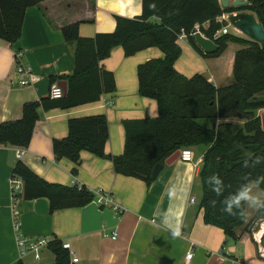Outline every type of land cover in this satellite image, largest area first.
I'll list each match as a JSON object with an SVG mask.
<instances>
[{"label": "crops", "instance_id": "obj_1", "mask_svg": "<svg viewBox=\"0 0 264 264\" xmlns=\"http://www.w3.org/2000/svg\"><path fill=\"white\" fill-rule=\"evenodd\" d=\"M142 13L143 0H46L29 7L19 41L14 45L2 41L0 44V124L21 118L26 103L49 97L54 83L65 81L68 90L67 78L75 72L76 44L65 40L64 26L82 21L79 35L91 39L100 33L113 32L117 17L135 18ZM151 21L159 23L160 19L153 17ZM233 28L237 33L234 36L249 38ZM195 42L203 52L189 37L178 40L182 54L175 62L176 69L187 77L202 74L217 88L234 83L235 55L245 46L243 42L230 40L227 43L229 54L219 58L207 53L196 38ZM19 51L22 53L20 62L29 65L38 77L25 87L15 83V53ZM161 57L164 53L156 47L131 56L122 46L114 47L110 56L102 61L103 68L114 74V92L104 93L95 102L68 109L40 106L33 138L21 158L17 157L15 146L0 144V264H17L19 261L23 264H55L51 244L58 240L70 243L72 257L78 258L77 262H72L71 258V264H183L191 247L194 257L190 264H245L246 261L228 247L227 243L232 239L224 230L204 221L201 199L196 194L203 195L200 170L208 148L206 144L190 147L195 152V161L201 160L199 167H195V162L179 158L165 165L151 182L119 174L112 160L89 151L81 153L78 173L74 175V162L66 157L56 158L54 154L53 141L68 136L72 117L104 113L110 132L106 152L121 155L126 140L124 122L155 119L158 115L157 101L140 94L138 67ZM224 65L229 69L227 78L221 76L220 68ZM51 76L64 78L52 81ZM204 121L207 120L201 124L205 125ZM20 160L49 183L86 186L94 193V200L81 207L51 212L49 198L25 199V186L23 193L13 199L9 179ZM172 187L176 189L175 197L168 195V189ZM252 188L260 189L255 183ZM99 189L109 193L112 204L106 206L97 202L95 191ZM257 196L264 201V192ZM192 197H195L194 203L190 202ZM114 205L119 208L115 209ZM259 209L257 207L256 213ZM248 223L246 219L244 227ZM176 224L181 225V235L174 238L171 228ZM114 232L118 233L117 239L112 238ZM244 232L240 230L236 240L242 238ZM17 236L32 242L47 239L49 245L40 250L39 259L32 252L21 256ZM252 246L249 249L254 254L256 247ZM258 260L259 264H264L263 258ZM255 264L258 263L255 261Z\"/></svg>", "mask_w": 264, "mask_h": 264}, {"label": "trees", "instance_id": "obj_2", "mask_svg": "<svg viewBox=\"0 0 264 264\" xmlns=\"http://www.w3.org/2000/svg\"><path fill=\"white\" fill-rule=\"evenodd\" d=\"M46 0H0V41L16 44L22 36L23 22L29 7ZM239 7L222 8L219 0H143V13L135 18L117 17L116 29L111 33H100L94 38L84 39L79 35L82 21L63 27V35L69 43L76 44V66L73 76L68 77V90L61 99L51 96L28 102L19 119L0 124V144L28 147L39 121L38 108H73L95 102L104 93L116 90L114 74L102 66L111 50L122 46L128 56L150 47L159 48L164 57L154 58L138 67L139 91L144 97L157 101L158 115L124 122L126 140L124 152L112 155L106 152L110 138L109 124L104 113L72 117L69 134L63 139H54L56 158H68L74 162V175L78 173L81 153L89 151L99 157L113 161L117 173L152 181L153 170L158 163L184 148L206 144L208 146L200 170L203 190L201 208L204 221L218 226L232 240L239 231H249L253 221L246 223V204L233 213L224 211V203L240 188L255 183L264 192V129L260 111L264 101L259 95L264 92V47L252 39L223 35L215 43L219 48L211 53L220 55L230 40L245 45L235 55L234 78L231 85L217 88L202 74L187 77L180 73L175 62L182 54L178 40L182 29L192 39L195 24L210 22L209 28L202 26L207 37L222 29L217 18L234 12H249L264 26V0H247ZM153 17L159 23L151 21ZM91 22V21H90ZM210 55V54H209ZM64 77L51 76V80ZM212 119L215 126L201 124ZM216 123L217 121H219ZM234 121H239L236 124ZM259 160V163H257ZM13 174L24 180L25 199L47 197L50 211L60 208L81 207L94 200V193L86 186L70 187L44 181L21 160ZM223 181V190L217 195L212 178ZM262 209L255 218L262 214ZM55 264H71V256L63 248V242L51 244ZM17 264H23L19 261Z\"/></svg>", "mask_w": 264, "mask_h": 264}, {"label": "built area", "instance_id": "obj_3", "mask_svg": "<svg viewBox=\"0 0 264 264\" xmlns=\"http://www.w3.org/2000/svg\"><path fill=\"white\" fill-rule=\"evenodd\" d=\"M233 14H236V13H233ZM229 16H230L229 14L228 15L226 14V15H223V17H218L217 21L222 22L223 20H227L229 22ZM230 25H231V23L229 22V24L227 26H224L222 29H220L216 33H214V35L212 37H208V38L212 39L213 41H216V40L220 39L223 35L229 34V31H230L229 26ZM202 26L204 28H209L210 22L207 21L203 25H200L199 23L195 24L193 30L191 31V35L195 36L197 33H201L204 37H207L206 34L202 31ZM184 37H188V34L185 31V29H182L180 32L179 39H182ZM0 44H1V41H0ZM21 55H22V53H20V52L15 53V57L17 59V67H16L17 78L15 80V83H17V85L20 87H25V86L33 84L38 79V77H36L34 75V72L29 65H24L20 62ZM64 95H65L64 89L60 84L54 83L51 86L50 96L53 99H61L64 97ZM25 153H26L25 147H17L16 148V155L18 158H21ZM180 159H182L185 162H192V163L195 162L194 164H195L196 168L199 167V164L201 163V160L195 161V152L191 148H184L183 150H181ZM9 187H10V192H11V195L13 196V199H16V197L19 194L23 193L24 181L22 180L21 177L15 175V174H12L10 179H9ZM95 199L97 200V202L100 205H106L107 206V205L112 204L109 193H107L101 189L95 191ZM190 202L194 203L195 197H192L190 199ZM113 207L115 209L119 208L117 205H114ZM121 211H123V210H121ZM256 227H257V230H254ZM252 229H253V235L252 236H253L254 241L258 245L259 255L264 259V248L261 246V237L264 233V220L257 222L255 227ZM117 237H118V233L114 232L112 238L117 239ZM16 241H17V245H18L19 252H20L21 256H24V255L32 252V253H34L36 259L40 258V252H41L40 250L44 246L49 245V241H47V239H39L38 241L32 242L28 238H24L22 236H17ZM64 248H66L70 252L72 262H77L78 258L72 257L73 252L71 251V246H70L69 242L64 243ZM193 257H194V251H193V247H191V249L187 252V254L185 256V260H184L183 264H190ZM231 264H236V263L232 262Z\"/></svg>", "mask_w": 264, "mask_h": 264}, {"label": "water", "instance_id": "obj_4", "mask_svg": "<svg viewBox=\"0 0 264 264\" xmlns=\"http://www.w3.org/2000/svg\"><path fill=\"white\" fill-rule=\"evenodd\" d=\"M220 4L222 5V8H228V7H239V6H245L248 4L247 0H219ZM229 22L232 26L239 29L242 33H244L246 36L251 38L252 40H255L259 42L262 47H264V26L256 19V16L251 13H236L229 16ZM196 41L197 43L207 52V53H213L219 48V45L215 43L213 40L204 37L201 33L196 34ZM60 85L63 87L65 95L67 93V83L64 81L60 83ZM261 119H262V127L264 129V111L261 113ZM181 151H177L170 157L166 159L164 163H158L156 164L153 173H152V179H156L159 174L163 171L165 168V165L172 164L174 161L180 158ZM264 220V208L262 211V214L257 217L255 222L252 225V228L255 227L256 223ZM235 241H232L231 244L233 245ZM261 246L264 248V233L261 237Z\"/></svg>", "mask_w": 264, "mask_h": 264}, {"label": "rangeland", "instance_id": "obj_5", "mask_svg": "<svg viewBox=\"0 0 264 264\" xmlns=\"http://www.w3.org/2000/svg\"><path fill=\"white\" fill-rule=\"evenodd\" d=\"M220 17H223V15L220 16ZM219 23H220L221 27L223 28L229 22L227 20H223L222 22H219ZM229 28H230V36H232L234 34H237L236 30L233 28V26L230 25ZM227 47L220 55H218V58H219V56L220 57H227V55L229 54V51H230V48L229 47L227 48ZM220 70H221V76H223L224 78H227L228 71H229L227 65L222 66L220 68ZM259 98H260V100L264 101V92H262L259 95ZM263 111H264V109L262 110V112ZM204 123H205V125H209L210 126V125L214 124V121L212 119H207V121H204ZM253 187H254V184H253ZM258 193H261V195H262L263 192L260 191V189L255 191L254 188H252V194L254 196H257ZM196 196L198 197V199L202 200V193L201 194L198 193V194H196ZM256 210H257V207L253 206L250 202L246 204V219H248V222H251V221H253V223L255 222V220L257 219V218H255ZM251 228H252V226L249 228L248 232L245 231L243 233L242 238H240L238 240H229L227 245H228V247H230L231 249L234 250L235 255L237 257H239L240 259L246 261L245 264H255V261L259 264V260L258 259L259 258L261 259L262 257L259 255L258 245L253 239V236H252L253 235V229H251ZM254 230H257V227ZM232 241H236L237 243L235 245L230 246V243ZM252 245H255V247H256V253H254V254L249 249V248L253 247Z\"/></svg>", "mask_w": 264, "mask_h": 264}, {"label": "clouds", "instance_id": "obj_6", "mask_svg": "<svg viewBox=\"0 0 264 264\" xmlns=\"http://www.w3.org/2000/svg\"><path fill=\"white\" fill-rule=\"evenodd\" d=\"M257 163H259V160H257ZM214 183L213 190L216 192L217 195H220L223 190V181L218 177L214 176L212 178ZM257 184L264 183V177H260L257 181ZM168 195L169 197H175L176 196V189L174 187L168 189ZM251 203L255 207L264 208V201H261L259 197L254 196L252 194V182L243 185L240 190L233 196L229 197L227 200L224 201V203L227 205V207L224 209V211L228 212L229 214L233 213V207L239 209L242 204ZM171 235L175 237H180L181 235V225L176 224L173 225L171 228Z\"/></svg>", "mask_w": 264, "mask_h": 264}, {"label": "bare ground", "instance_id": "obj_7", "mask_svg": "<svg viewBox=\"0 0 264 264\" xmlns=\"http://www.w3.org/2000/svg\"><path fill=\"white\" fill-rule=\"evenodd\" d=\"M232 15V14H231ZM195 37H196V35H195ZM206 38H208V37H206ZM210 39V38H209ZM212 40V39H211ZM215 42V41H214ZM20 53H21V51H19ZM22 56V55H21ZM21 58V57H20ZM17 148V147H16ZM188 148H190V147H188ZM192 149V148H191ZM183 150V149H182ZM193 150V149H192ZM181 151V150H180ZM194 151V150H193ZM252 229V228H251ZM64 243H66V242H63V248H64ZM71 246V245H70ZM64 249H66V248H64Z\"/></svg>", "mask_w": 264, "mask_h": 264}]
</instances>
